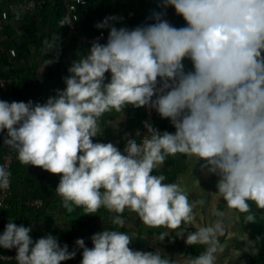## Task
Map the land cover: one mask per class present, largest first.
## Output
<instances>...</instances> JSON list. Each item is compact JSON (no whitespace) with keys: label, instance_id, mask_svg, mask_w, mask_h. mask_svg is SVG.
I'll return each instance as SVG.
<instances>
[{"label":"clouds","instance_id":"obj_1","mask_svg":"<svg viewBox=\"0 0 264 264\" xmlns=\"http://www.w3.org/2000/svg\"><path fill=\"white\" fill-rule=\"evenodd\" d=\"M169 6L186 27L163 18ZM160 7L165 11L154 12L153 23L132 29L113 26L122 19L115 16L98 22L96 28L109 29L106 43L92 41L68 68L66 87L44 104L0 100L3 143L22 165L59 175L55 190L68 213L79 207L95 214L104 207L118 214L112 223L122 227L119 214L128 209L151 228L191 224L196 202L177 183L152 174L167 157L183 154L204 161L202 169L218 177L219 198L255 223L249 202L264 209V0H161ZM45 43L57 50L49 65L58 60L59 36ZM129 105L155 109L175 132L145 122L147 135L140 143L129 139L123 151L111 142L94 143L103 134L101 117L122 114ZM10 176L0 165V189L10 186ZM12 221L0 234V247L15 248L17 264H62L76 256L51 234L34 242L31 227ZM184 234L185 228L178 233ZM223 234L219 220L188 232L187 245L206 247L186 264H216ZM132 239L103 230L91 236V248L82 238L75 245L83 250L81 264H173L159 251L132 250Z\"/></svg>","mask_w":264,"mask_h":264},{"label":"crops","instance_id":"obj_2","mask_svg":"<svg viewBox=\"0 0 264 264\" xmlns=\"http://www.w3.org/2000/svg\"><path fill=\"white\" fill-rule=\"evenodd\" d=\"M7 0H0V4ZM12 1V2H19ZM152 0H85L80 6V28L82 32L92 33L96 32L98 28L95 25L98 22L104 20L105 17L115 16L122 18L119 22H112V25L120 28H130L140 23H146L144 20L139 19L143 8H147ZM12 2H9L8 5ZM8 5L6 7H8ZM42 8V6H41ZM38 8L37 9H41ZM10 10V9H9ZM10 17L7 16L6 24L3 29L0 30V48L2 53L0 54V77L9 79L8 88L0 86V100L8 102V91L14 95V101L25 102L32 101L33 104L40 103L44 104L47 99L56 94L57 89L63 90L66 85L64 78L69 76L68 68L71 66L74 60H79L82 56V50L89 48H80L77 44V38L68 35L66 32H61L50 27L48 20L44 19L43 15L38 13L35 9L28 11L16 12L11 10ZM16 13V14H15ZM173 18V26L180 28L185 27L184 20L182 17L177 15L174 7L171 9V16ZM147 24V23H146ZM187 26V25H186ZM99 30V29H98ZM109 31L108 28L100 29ZM59 36V47L58 50L63 49L64 53L58 56V60L62 59L60 63L58 60L49 65H45V62L49 59H55L57 50L49 49L45 41L51 42L54 37ZM14 52V55H13ZM186 71L192 70V63L190 60L185 59L183 61ZM52 67L54 69V76L45 81L46 67ZM13 83H17V94L11 88ZM4 89V90H3ZM136 108L127 106L123 110L122 114L117 113L114 118L107 120L106 116L110 113H105L101 117V121L107 120L106 124L101 126L103 134L97 136L95 142L101 143H113L121 151L126 147V143L121 142V136L124 139H135L139 138L135 130V126L132 127L135 117ZM160 125L164 126L163 131L172 133L175 131L171 122L168 119L161 118L159 116ZM128 124L131 126L128 128ZM15 151V156L17 157ZM180 156V154H176ZM15 157V158H16ZM19 162V160L17 159ZM20 163V162H19ZM204 161H196L195 157H188L184 160L185 169L184 172L180 173L175 183H177L182 189L184 179L187 178L188 173L202 165ZM24 174L35 179V182H29L25 179L17 178L18 174L12 178V190L13 198L25 202L26 199H36L40 203H46L48 200L53 198L56 193V187L59 183V175L51 174L39 167L32 165H23ZM202 168V167H201ZM196 179L192 177L189 185V190L197 189L201 186L203 195L212 197L208 188L211 184L202 182L200 185H196ZM212 186V185H211ZM187 189V188H186ZM186 191V190H185ZM189 195L195 197L192 191L187 192ZM203 195H200L201 197ZM213 199V197L211 198ZM195 202V199H194ZM30 211H26L23 214H18L13 223L21 224L20 221H27L29 217L32 218V213L35 210L34 206L29 207ZM28 208H25V210ZM44 218V217H43ZM45 220V218H44ZM16 223V224H17ZM46 221L44 222V232ZM7 264V263H5Z\"/></svg>","mask_w":264,"mask_h":264},{"label":"trees","instance_id":"obj_3","mask_svg":"<svg viewBox=\"0 0 264 264\" xmlns=\"http://www.w3.org/2000/svg\"><path fill=\"white\" fill-rule=\"evenodd\" d=\"M12 1H18V0H7L5 2L2 1V3L0 4V9L4 10L5 13L9 17L12 11L9 10L8 7L6 6L8 5L9 2H12ZM160 3H161V0L150 1L149 6L147 8L142 9L141 16L139 19L144 20L147 24L153 23L154 22V20L152 19L153 13L160 12ZM38 8H41V7H38ZM171 9H172V6H171ZM36 11L42 14L44 19L46 18V20H48L50 27H52L55 30H59L61 32L63 31L66 32L65 29L58 24V19L63 13V6L60 0H45V3L42 5L41 9L35 8V14H36ZM79 14H80V11H79ZM170 23L172 25L174 23L172 17H170ZM184 25L186 27V23H184ZM99 30L97 29L96 31H99ZM84 48H89V47L87 46L82 47V49ZM58 51L60 55L64 53L63 49L58 50ZM82 53H88V51L84 49L82 50ZM46 59H49V58L46 57ZM58 61L61 63L63 60L59 59ZM51 68L52 67L50 66L45 68L46 70L45 81L50 80L54 76L55 70ZM105 77H106L105 83H108L110 80L107 75H105ZM17 86H18L17 83H13L11 86L15 94H17V90H16ZM116 114L117 113L115 111H112V114H107L106 116L107 120L110 118H114ZM144 116H145L144 107L136 108V112H135L136 118L134 119V121H132L133 123H131L132 127L135 126L136 128L135 130H140V126H141ZM107 120L105 119L103 121L100 120V126L103 127V124H106ZM129 127L131 126L128 124V128ZM163 127L164 126L160 125L159 123V114L157 113L156 128L161 132L167 131V130L163 131ZM174 132L175 131H173L172 133ZM2 135H3V132H0V159L2 157V154L4 152V147H5V144L3 143ZM138 139L135 138L134 140L138 142ZM127 141L128 139H124L121 136L122 145L123 143L127 144ZM185 159H186V156L183 154H180V156H177V155L169 156L165 159L163 165L155 169L153 172L156 173L157 175H161V174L164 175L166 177L165 182L175 183L178 175L184 172V169H185L184 160ZM23 172H24L23 165L17 161V157L14 158V162L10 168L11 178H14L16 176L15 174H18L19 177L17 178L25 179L31 183L35 182L34 178H31L30 176L24 174ZM189 199L190 201L194 202L193 196L189 195ZM249 203L256 216L255 223H246L244 217L247 214L240 213L235 209L234 210L238 213L242 227L246 232L247 240L255 241L259 244L257 253L251 256L250 261L253 264H264V209H257L255 204H253L252 202H249ZM49 205L51 206V208H59L60 210H63L64 213L67 216H69V218L71 219L69 224L63 227H56L53 224L50 213L46 212L43 214L45 221H46L45 229L48 235L51 234L54 237H56L62 245L67 244L69 251L76 250V256L71 260L63 261L62 264H73L74 262H81L83 250L76 249L75 241L77 239L82 238L85 241V246L88 248H91L93 246L92 241H91V236L97 232H101L103 230H116V231L125 232L128 234L126 225L122 227H118L112 222L105 223L104 219L107 218L109 215L111 214L118 215V214L114 212H110L104 207H101L95 214H85L84 210L79 207H76L72 213H68L66 209L62 206V199L58 195H55V199L52 200L49 203ZM22 207L24 206L22 205L21 201L15 198H12L11 207L8 210L7 215L4 217L2 224L0 225V234L3 233L5 225L8 223V220L13 219L14 216H17L19 211L22 209ZM195 209H196V205L194 207V210ZM129 214H130V210L126 209L122 214H119V215H121V218L124 219V217L128 218ZM134 214L136 215V219H134V222L137 221V223L139 222V225H140L138 232L136 234L135 240H134V251H142V252L159 251L161 253L158 247L154 245V240L157 246L165 248L166 246H168L167 242L170 241L171 234H173V232L168 233L167 232L168 229L163 228V227H160V228L148 227L140 221L136 213ZM181 227H182L181 229H176L173 231L183 230L184 228L183 223ZM185 230L196 231V229L193 227H187L185 228ZM162 232L168 233V235L165 236L163 241L159 239V236ZM258 236L260 237L259 240L256 239ZM241 243L244 244V241ZM0 249L2 252H8L12 250V249H4L2 247H0ZM202 250L203 248L201 245H188L186 248H184V254L190 258H195L198 255H200ZM167 258H169L173 262V264H175L174 259L172 257H167ZM5 263L14 264L11 262H3L2 264H5Z\"/></svg>","mask_w":264,"mask_h":264},{"label":"rangeland","instance_id":"obj_4","mask_svg":"<svg viewBox=\"0 0 264 264\" xmlns=\"http://www.w3.org/2000/svg\"><path fill=\"white\" fill-rule=\"evenodd\" d=\"M188 175L189 176L184 179L182 186L184 187V190H186V192L192 191L194 194H196L195 197H193L196 202V209L194 210L195 219L191 224L184 225V228L193 227L197 230L199 227L211 226L219 220L224 229V234L219 237L220 250L216 254V264H253L250 261V258L257 253L259 244L255 241L247 240L246 232L242 227L238 213L234 209L228 208L223 198H219L217 194L218 189L216 187L218 177L216 175L209 174L206 168H201V165L188 173ZM192 177L197 180L195 183L196 185H200V183L204 181L207 182V184L209 183L212 185L206 186L204 188L209 189V195L211 194L213 199H211L212 197L210 198V196H206L205 193L203 195L201 186H198L197 189L189 190L187 186L189 185ZM200 195L203 196L201 197ZM54 199L55 196L53 195V198L48 200L46 203H44L42 200L41 203L37 202L32 205H28L21 201L24 207H22L18 214H23L26 211H30L29 207L32 206H34L35 210L32 213V218L29 217V220L27 221H20L21 224H18L17 222V224H15L18 226L23 225L25 227H31L32 231L30 235L34 242L38 238L48 235L47 232H44V213H50L53 224L56 227H63L69 224L71 221L69 216H67L63 210H60L59 208H51L49 203ZM201 200L204 201L203 204L198 203ZM25 208L28 209L25 210ZM217 212L222 213V215L217 216ZM114 215L115 214H111L107 218H105V223L112 222ZM15 217L16 216H14V218ZM14 218L12 219L13 221ZM134 219H136V215L132 213V211H130L128 218L124 217L123 219L125 221L124 225H126L127 227L128 234L133 237L131 243L129 244V247L132 250H134V240L140 226L139 222H134ZM167 232H173V234H171L170 241L167 242L168 246H166L165 248L159 247L155 244V240L154 245L158 247L162 255L172 257L175 264H186L187 260L190 259V257L184 254V248L188 246L185 243V240L187 233L194 231L185 230V234L182 237H179L178 235L180 231H171L170 229H168ZM243 241L244 244L241 243ZM201 246L203 248V252L206 246ZM73 264H81V262H74Z\"/></svg>","mask_w":264,"mask_h":264},{"label":"built area","instance_id":"obj_5","mask_svg":"<svg viewBox=\"0 0 264 264\" xmlns=\"http://www.w3.org/2000/svg\"><path fill=\"white\" fill-rule=\"evenodd\" d=\"M63 6V13L58 19V24L63 27L66 31V33L70 36H74L77 38V44L80 48L82 47H90L91 42L98 39V42L101 44L106 43L107 37H108V31L99 30L92 33H86L82 32L80 28V15H79V9L82 3L85 2V0H60ZM45 3V0H21L19 2H12L8 5V9L16 11V12H22V11H28L31 9H35L37 7H41ZM165 11L162 7H160V12ZM7 14L4 10L0 9V30L3 29L4 25L6 24L7 20ZM170 16H171V6L167 7L166 9V15L163 17L164 19L168 20L170 22ZM145 23H140L139 25H144ZM131 26L129 29H132L136 26ZM2 53L0 48V54ZM87 53H82L83 55H86ZM105 75L108 76L109 80L111 78V74L109 72H106ZM9 79H5L0 77V86L3 88H8ZM8 102L11 103L14 101V95L11 93V91H8ZM155 99V96L153 97ZM145 109V116L142 120L141 126H140V132H139V139L137 143H140L142 138L147 135V130L144 127L145 122L152 124L154 127H156L157 122V112L155 109H152L150 107H144ZM6 137V130L3 131L2 139ZM97 137H93V142ZM15 158V150L10 148L9 146L5 145L4 152L2 154V157L0 159V165L4 166L7 171L10 172L11 165L14 162ZM153 175H157L156 173H152ZM164 183H167L164 181ZM13 198V190H12V178L10 176V186L7 189H0V225L3 222L4 217L7 215L8 210L11 207V202ZM39 202L36 199H26L24 203L28 205H32L34 203ZM16 249H12L8 252H2L0 249V264L3 262H11L14 264H17L15 260L16 256Z\"/></svg>","mask_w":264,"mask_h":264}]
</instances>
